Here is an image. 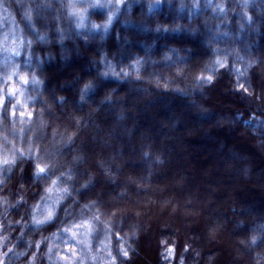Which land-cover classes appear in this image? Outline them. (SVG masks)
<instances>
[{
    "label": "trees",
    "instance_id": "trees-1",
    "mask_svg": "<svg viewBox=\"0 0 264 264\" xmlns=\"http://www.w3.org/2000/svg\"><path fill=\"white\" fill-rule=\"evenodd\" d=\"M263 74L264 0H0V264H142L145 234L147 264H212L198 248L209 244L176 218L149 233L130 211L158 197L165 206L146 210L174 213L203 194L184 190V156L199 141L183 126L217 118L264 150ZM134 96L161 109L147 112L172 127L170 140L145 115L132 122ZM205 131L237 179L263 165ZM237 201L222 209L224 229L234 222L251 264H264V215L243 217L238 206L251 205Z\"/></svg>",
    "mask_w": 264,
    "mask_h": 264
},
{
    "label": "rangeland",
    "instance_id": "rangeland-1",
    "mask_svg": "<svg viewBox=\"0 0 264 264\" xmlns=\"http://www.w3.org/2000/svg\"><path fill=\"white\" fill-rule=\"evenodd\" d=\"M260 79L263 81L264 85V74L260 75ZM142 100L140 97L135 96L132 100H129L130 106L134 105L131 113L133 117L132 122H138V120L135 119L136 116L140 118V115H145V117L148 118L149 123L154 124L156 122V131L163 134L167 140H170L169 135L173 132L172 127L168 125L166 121L161 122L160 120H157L154 115L155 112L160 111L161 109H153L154 113L152 112L150 114L153 105H148L145 98ZM147 109L151 110L147 112ZM145 112H147V114ZM193 112L195 115L197 114L194 110ZM226 123L227 121H222L216 118L213 119V121H211V123L206 127L200 122H194L195 125L192 129H186L183 126V131L181 132L183 135L182 138L192 139L195 137L196 141H199H197V149L184 156V158H186L189 162L185 164L186 171L191 174V176H188L190 183L188 184V187L184 188V190L187 189L186 191H189L190 193L192 192V194H195L198 189L201 191L203 190V194L194 196V198L198 197L199 200L194 201L191 198H185V201L172 208V210H175L174 213L172 211L168 212L164 210L166 212L162 215L163 210L159 213L155 211L156 214H153L150 209L146 210L145 207V205H154L157 210L162 209L165 205H163V200L160 201L158 197L156 198L157 201H154L155 199L153 200L151 198H144V200L141 201L135 199V203L138 207L135 210L130 211V214L135 217L134 219L137 221L138 225L141 226V229L147 230L149 233H151L150 228L153 226V221H156L157 225L158 223L161 225L159 229L169 230L170 227L167 226L166 222L163 224L164 226L160 223H163L164 220L172 221L176 218L178 224H181V226L184 225L185 228L189 229L187 233L188 239L196 242L199 237L204 240L205 244H209L208 249H203L204 246L202 243L201 248L198 247L203 254L205 262L207 260L208 262L211 260L210 262H212V264H251L249 257L247 258V255L241 247V241H239V237L243 235V233H241L242 231L237 228V225L234 222L230 223L231 225L230 227L228 226V230H225V222L223 221V218H221V214H223L222 209L224 208V205L227 206L240 203L237 200L241 199L243 196L244 199H247L246 204L251 205V207H245L246 210H244L245 208H243L242 205L238 206L239 212L241 211L244 213L242 214L243 217L246 218L248 216L250 218L255 213L264 215V162L263 165L257 167L256 169H254L255 166L253 164L254 161H256V157L264 161V150H260V153L257 152V149L253 147L254 144H251L249 141L244 139L243 135L239 131L234 129H229L228 131L221 129V126L226 125ZM117 127L118 126L115 125L114 128ZM205 128H209V131L222 132V136H224L225 141H230L231 139V142H233L232 139H234L238 142V144H244L245 149L237 144L236 146L245 154H250L249 161L251 162L254 170L253 172L251 171L249 180L242 181L241 179L239 180L234 177L235 173L239 174L238 168H235V166L232 165L233 163H230L228 160L217 157V151H215L217 145L213 144V148H211V146H205L207 145L205 143L208 142V138H205ZM157 129H159V131ZM142 134L144 133L142 132ZM121 135L119 137H123L122 132ZM131 181L134 182L135 179H127V182L132 185ZM175 181L176 180H174L173 187L178 186V182ZM189 185H191L190 189ZM218 196L219 199H217ZM191 197L193 198V196ZM116 201L114 199H110V202H113V204H117ZM224 202L226 204H224ZM119 213H121L120 215L125 218L128 214L125 211H120L118 214ZM145 214L148 217L151 215L154 217V219H151L152 223H149V225L147 223L145 224V222H138L140 219L139 217ZM162 216H164V218H162ZM197 224L199 227L201 226L204 229L200 231V229L194 228L198 227ZM171 231L173 233L181 232L180 229H172V227ZM145 236H142L144 240L140 249L141 253L138 255V262L142 264H147V258H150L149 256H151V252H153L152 250L154 248L152 234L147 235V237ZM72 240L74 241V238ZM78 246H80V244Z\"/></svg>",
    "mask_w": 264,
    "mask_h": 264
},
{
    "label": "snow or ice",
    "instance_id": "snow-or-ice-1",
    "mask_svg": "<svg viewBox=\"0 0 264 264\" xmlns=\"http://www.w3.org/2000/svg\"><path fill=\"white\" fill-rule=\"evenodd\" d=\"M117 2L119 3V0H117ZM90 6H91V7H103V5L99 4L98 2H97L96 4H93V5H90ZM110 22H111V17L109 16L108 20L105 22V27H107V25H108ZM93 27L96 28V27H99V26H98V25H93ZM217 63H220V61H217ZM22 79H24V78L22 77ZM209 79H210V78H209ZM24 82L26 83L27 80H25ZM89 86H90V85H85V89H87ZM12 92L14 93V92H15V89H13ZM0 106H3L2 101H0ZM13 115H15V113H13ZM46 167H47V165H46L45 167H41V166H40V163H37V164L35 165V168H36V175L39 176L40 174H44V173H45V170H46ZM55 183H56V181L54 180V181H53V184H55ZM52 215H53L52 211H49V212H48V219H49V220L52 218ZM252 243H253V244L256 243V238H255V237H253V239H252ZM125 255H126V253H125Z\"/></svg>",
    "mask_w": 264,
    "mask_h": 264
}]
</instances>
